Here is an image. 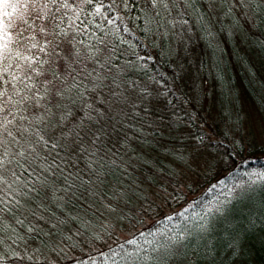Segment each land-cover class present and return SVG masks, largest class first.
<instances>
[{
    "label": "trees",
    "instance_id": "obj_1",
    "mask_svg": "<svg viewBox=\"0 0 264 264\" xmlns=\"http://www.w3.org/2000/svg\"><path fill=\"white\" fill-rule=\"evenodd\" d=\"M67 2L30 9L43 21L27 17L48 26L59 54L70 47L72 59L89 69L82 76L73 63L66 93L108 111L95 96L106 104L110 93L146 86L159 103L149 115L121 105L122 117L113 119L127 124L118 142L114 135L93 140L90 129L106 119L90 123L83 104L53 135L42 127L46 119L34 120L16 101L13 137L0 129L4 170L16 174L0 182V264H20L21 257L44 264L28 255L48 264H264V12L253 8L255 22L245 23L232 0H214L211 9L208 0H171L167 10L148 0ZM44 38L37 32L38 47L23 55L50 60ZM36 90L40 85L29 95ZM5 116L0 112V123ZM20 116L54 142L37 147L39 156L18 155L25 137L35 139L23 130L16 139ZM41 172L46 184L36 178ZM188 173L196 179L183 181Z\"/></svg>",
    "mask_w": 264,
    "mask_h": 264
},
{
    "label": "snow or ice",
    "instance_id": "obj_2",
    "mask_svg": "<svg viewBox=\"0 0 264 264\" xmlns=\"http://www.w3.org/2000/svg\"><path fill=\"white\" fill-rule=\"evenodd\" d=\"M50 3L54 5L56 0H44L43 5L38 3V0H24L23 3L21 0H0V65H2L0 66V112L7 113V116L3 118V123H0V129L3 130V134H6L5 139L13 137V131H9V127L13 125L15 118L9 119V117L13 116V113L20 112V108L16 106L17 100L21 105H24V112L28 113V116H31L34 120L46 119L47 124H43L42 127L51 130L53 135H55V130L58 127L61 129L67 128L66 122L75 119L73 110L78 109L83 104L85 108L89 109L83 115L89 119L90 123L94 118H98L97 123L100 119H106V123L100 128L95 130L90 129L93 140L101 136L110 138L114 135L119 142L120 137L124 133L122 124H127V121L122 118L113 119L114 117H122L120 106H131L133 112L149 115L159 101L153 98V93L146 86H140L136 92L129 93L128 95H125V92L110 93L106 104L102 97L95 96L94 99L101 100L102 105L112 112V117H109L108 111L103 110V107L101 109L95 107L93 99L85 102L80 95L72 98L71 95L67 94V86L64 84V81L67 79V72L76 71L73 68V63H76L78 67L84 68L83 73H81L82 76L89 74V69L84 65L83 61L72 59L74 54L70 47L64 49L65 54H59L61 46L47 39L48 26L46 24L42 23L37 28L35 23H28L27 17L41 21L44 19L43 15H34L30 9L40 8L43 11L44 8L50 6ZM170 3L171 0H148L151 8H163L165 10L169 8ZM232 4L234 7L242 9L240 16L245 18V23L249 21L255 22L256 13L252 11L253 8L264 12V0H232ZM62 6H69L67 0H63ZM99 7L100 5H97V8ZM208 7L209 9L215 7L214 0H208ZM229 10L231 11V9ZM37 32L44 34L43 45L47 46L44 48V51H48L49 48L51 49L52 56L50 60H45L43 57L37 60L34 54L30 56L23 55L26 48L38 47V43L36 42ZM14 57L24 63L16 62L13 59ZM42 64H47L48 67L41 68L40 65ZM49 71L53 73L51 79L45 76V73ZM21 74H23V80L18 81L17 76ZM96 79L97 81L106 80L107 77L97 76ZM24 80L28 81L26 85L24 84ZM58 84L60 87H57ZM35 85H40L42 90H36L34 95H29V92L34 90ZM90 87L93 88V93H95V86L90 85ZM99 87L106 89L103 83H100ZM132 87L136 88V85L133 84ZM20 92L24 93L23 99L19 96ZM67 92L70 93V90H67ZM13 97L16 99L13 100ZM43 97H47V99L42 104L41 99ZM44 105H47V107H44ZM28 116H20V124L15 127L14 131L17 133V140L23 135V131L31 132L35 136V139L25 137L26 148L22 147L18 153V155L23 156L25 151H27L31 157L36 152L37 147L47 148L49 144H53L54 142L51 139H46L45 134H41V131L32 124L25 125L23 122L28 119ZM79 134L77 132V135ZM60 135L64 137L65 132L61 130ZM124 142H127L126 137ZM36 156H39L38 152H36ZM13 159H15V156ZM6 160L7 153L4 157H0V182L7 180L8 173L13 177L16 175L10 169L4 170V162ZM8 162L10 163V161ZM32 163H35L34 159L28 166L31 167ZM189 163L195 166L199 161L193 156ZM41 166L47 168V164L43 160H41ZM36 178L39 182L46 184L43 172ZM32 190L35 191V188ZM117 192L119 193V189ZM6 195L11 197L12 192L8 191ZM12 202H16L15 197H12ZM38 207L42 208L44 205L40 204ZM108 207L111 208L112 205L109 204ZM8 210L6 204L3 211ZM13 255L19 257L20 253L14 252ZM33 259H43L44 264H48L47 257L27 256V261H32ZM20 264H26L23 257H21Z\"/></svg>",
    "mask_w": 264,
    "mask_h": 264
},
{
    "label": "rangeland",
    "instance_id": "obj_3",
    "mask_svg": "<svg viewBox=\"0 0 264 264\" xmlns=\"http://www.w3.org/2000/svg\"><path fill=\"white\" fill-rule=\"evenodd\" d=\"M190 54H192V53L190 52ZM190 56H192V55H190ZM186 72H187V71H186ZM184 75H185L186 79H190V80H188V81H192L191 79H192V76H193V75L191 74V71L185 73ZM188 179H196V175H195V173H188V174L184 177V180H183V181H187ZM128 232H129V231H126L125 233H120L119 236H118V238L126 237V235H127Z\"/></svg>",
    "mask_w": 264,
    "mask_h": 264
}]
</instances>
